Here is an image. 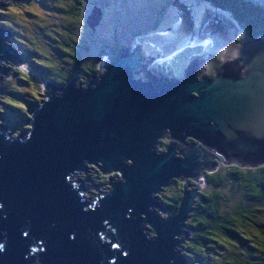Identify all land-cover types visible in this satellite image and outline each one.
I'll return each mask as SVG.
<instances>
[{
	"label": "water",
	"instance_id": "obj_1",
	"mask_svg": "<svg viewBox=\"0 0 264 264\" xmlns=\"http://www.w3.org/2000/svg\"><path fill=\"white\" fill-rule=\"evenodd\" d=\"M173 4L180 19L163 34L138 38L105 74L85 87L79 74L47 86L26 140L0 129V264H183L186 219L205 187L200 175L220 162L264 164V36L241 39L236 21L209 11L196 28L191 5ZM100 11L90 15L92 27ZM185 36L211 38L202 75L198 68L183 81L153 76L147 65L179 50ZM11 53L1 29L0 77ZM88 164L108 178V191L90 180ZM182 178L194 188L184 185L180 205L167 214L155 198Z\"/></svg>",
	"mask_w": 264,
	"mask_h": 264
},
{
	"label": "rangeland",
	"instance_id": "obj_2",
	"mask_svg": "<svg viewBox=\"0 0 264 264\" xmlns=\"http://www.w3.org/2000/svg\"><path fill=\"white\" fill-rule=\"evenodd\" d=\"M69 1L70 8L76 11L70 14L73 15L75 13V17L77 18H73L67 13L69 5L66 4L68 1L65 2L64 0H5L0 4V27H2L0 30L4 29V31L6 30L8 32L7 42L15 48H13L15 57L13 56L12 60L1 63L4 72H2L0 77V88L5 86L7 88V93L0 94V106L3 108V111L0 110V117L2 118L0 119V125L5 122L10 124L11 119L9 118L12 115V120L14 122L11 123L12 126L10 125L8 128L13 133L15 132L14 136L16 138L20 137V135L25 136V134L27 135L29 132L27 127L24 128V122L21 121V110L24 109V116H26V118L29 117V113L31 114L33 110L39 106L36 107V104L45 101L44 95L46 94L47 86L54 85L48 76L53 79H56L57 75L60 79L66 77L69 73V67L79 61L84 53L85 55L82 58L83 65L89 69L91 61L96 58L95 56L107 50V44H114L115 40L124 42V44H128V42L132 41V31H127L128 28H140L143 33L140 36L142 39L154 34H163V32H166L177 22L180 18V15L179 17H177V15L181 13V9H178L176 5L173 4L174 0H172L169 5L171 12L167 11V14L160 19L162 23L157 30L149 31L156 12L148 16L146 13L145 16H142V14L144 13L143 9L150 5L153 0H86L84 8L86 12H83L82 16L84 19L79 17L80 12L78 9L81 8L79 6L82 0ZM180 1L187 4L186 1ZM92 2L98 5L94 6ZM190 3L193 9V18L196 20V24L200 26V20L205 11L199 10L193 2ZM152 4L154 3L152 2ZM96 7L101 10L100 14H102L101 19L97 23H95L97 15L90 18V23H95V26L92 27L88 23V20L90 14H92L90 11L96 10ZM61 11H66V14L62 15ZM208 11L210 12L213 10L208 7ZM214 13L221 14L217 11ZM66 15H68L69 18H67ZM223 16L232 20L227 15ZM217 21L216 19L212 20L214 23H217ZM207 22L204 23L207 25L209 24V22ZM158 24H160V22ZM97 39L99 41L97 43L94 42V40L96 41ZM84 41L90 43L88 49L83 47ZM211 42L210 40L208 44L202 43L204 47H202V45L196 47L195 45L193 46L195 48L187 46V48L185 47L177 50L172 53L173 55L176 54L174 58H172L171 55H169L171 53H169L162 58L163 61L159 64H171L169 72L177 75V78H179L182 70L186 68V64H189L188 62L191 61V59L193 62L199 60L202 54H204L206 47L211 45ZM131 43L133 45H130L134 46V40ZM107 51H109V48ZM104 55L105 56L102 57L99 62V70L104 68L105 64L109 61L108 52ZM67 64H70V66L66 69H62L63 66ZM14 66H21V72L14 73ZM179 66L181 67V73L177 74L179 72ZM46 67L50 68V74H48L49 71ZM102 73L105 74L106 70H103ZM77 74L80 76L77 80V84L81 86L86 85L85 83L88 77L91 78V76L87 77L82 72H78ZM25 104L28 106L25 107ZM29 121L32 122L27 118L25 123ZM162 140H169V133L165 135ZM160 146L163 145L161 144ZM158 149H160V147ZM224 164L225 163L222 162V166H224ZM89 167L95 168L96 172L100 173L99 176H96L94 173L89 176L94 181V185L102 191H108L110 189V183L105 174L100 172L94 164H88V168ZM183 179L184 178L181 179L182 185L178 186L184 187L185 185L188 189H191L187 183H184ZM172 185L165 187L161 195L163 194L165 196L167 192H170L173 189ZM205 188L206 186L204 189ZM84 195H86L87 198H95L96 194L93 190H87ZM155 200L161 204V208L163 207L162 209L166 212L164 209L166 208L164 197H156ZM144 229L148 231L147 233L151 238L155 237V232L149 223H144ZM186 233L188 234V238L192 234L191 232ZM181 252L182 250L180 249V253ZM182 257L184 259V264L186 259L183 255Z\"/></svg>",
	"mask_w": 264,
	"mask_h": 264
},
{
	"label": "trees",
	"instance_id": "obj_3",
	"mask_svg": "<svg viewBox=\"0 0 264 264\" xmlns=\"http://www.w3.org/2000/svg\"><path fill=\"white\" fill-rule=\"evenodd\" d=\"M3 1L5 0H2L1 4ZM64 1H68V3L66 2V4L69 5V7L67 6L69 8L67 10L68 14L76 12L74 9L70 8L69 0ZM85 1L86 0L81 1L79 6L81 8H78L80 13L77 12L82 19H84V17H82L83 12H86L84 9L86 5ZM171 1L172 0H153L150 5L143 9L144 13L142 16H145V13L148 16L150 14L153 15L154 12H156L153 24L149 31L157 30L162 23L160 19L167 14V11L171 12L169 7ZM183 1H186V3L189 2V5H191L190 2H193L199 10L206 11V7H209L213 12L217 11L221 13L220 15L229 16L238 24L241 30V39L264 36V0ZM152 2L154 4H152ZM92 3L94 6L98 5L95 4V2ZM61 12L62 15L66 14V11ZM91 12H93V10L90 11V13ZM66 16L69 18L68 15ZM71 16L77 18L75 17V13ZM177 17H179V13ZM204 19L205 17L200 21L201 24ZM159 22L160 24H158ZM130 30L132 31L131 36L133 37L132 41L134 40V42H136V40L143 34L140 28L127 29V31ZM6 35L8 37L7 31ZM98 41V39L96 41L94 40L96 43ZM131 42L124 44V42L115 40V45L107 44L106 49L108 50L109 48V51H103L95 56L96 58L91 61L89 69L83 65L82 58L85 55L84 51V55H82L80 60L75 64L71 66L70 64L63 66L62 69H66L70 66L68 69L69 73L66 77L60 79L57 75L56 79H53L50 76H48V78L52 80L55 86H65L78 72L84 73L87 77L93 76L99 72V62L102 57L105 56V53L108 52V56L118 59L123 53L124 48L127 45L132 44ZM12 47L14 48V46ZM83 47L88 49L90 43L84 41ZM11 54L15 57L13 52ZM46 68L49 71L48 74H50V68ZM21 69L22 68L19 66L13 67V70H15L14 73H20ZM88 80L85 84L88 83ZM48 93L49 91L47 90L45 95ZM56 93L60 94V92ZM41 103L42 101L37 103L36 107L38 105L41 106ZM27 106L28 105L25 104V107ZM0 110L3 111L1 106ZM35 110H33V112H35ZM33 112L31 114L29 113V117H27L31 121ZM24 113V109L21 110V121L24 122V128L27 127L30 132L32 125L30 121L25 123L27 118L24 116ZM9 119H11V123L14 122L12 120V115ZM11 123H2L0 129L7 135L14 136L15 132L13 133L8 128ZM29 134L27 136L20 135L22 136L21 139L26 140ZM188 141L192 143L194 142L193 139ZM161 144L163 146H160L159 151L162 153L166 149L168 140L161 139ZM86 170L88 171L89 176H91L92 173L96 176L100 175V173L96 172L95 168L87 167ZM90 180L93 182L91 177ZM204 181L206 183V188L199 192L193 210L188 214L186 219L184 230L185 232H191L192 234L186 242H181V253L186 259L184 264H264V164L261 166L248 167L237 164H224V166H222V164L219 163V166L216 169L212 171H204ZM190 183L195 184L193 180H190ZM172 184L173 189L170 192H167L165 196L163 194L161 195L164 188H162L160 193H158V196H156L157 198L164 197L166 206L164 209L167 214L175 213L184 194V187L178 186L182 185L180 179L173 180Z\"/></svg>",
	"mask_w": 264,
	"mask_h": 264
},
{
	"label": "flooded vegetation",
	"instance_id": "obj_4",
	"mask_svg": "<svg viewBox=\"0 0 264 264\" xmlns=\"http://www.w3.org/2000/svg\"><path fill=\"white\" fill-rule=\"evenodd\" d=\"M208 12V9L204 12V14H203V17L205 16V14ZM211 13H214L213 11H210ZM202 17V18H203ZM202 20V19H201ZM200 20V21H201ZM200 26H201V22H200ZM131 45H133V44H131ZM130 44L129 45H127L125 48H124V50H123V52L129 47V46H131ZM137 45V40H136V42H135V44H134V46H136ZM176 56V54L172 57V58H174ZM108 59L110 60V61H115L116 59L115 58H113V57H111V56H108ZM154 60V62L153 63H150V64H148L147 65V69L149 70V72L153 75V76H155V77H157V78H168V79H172V78H176V79H179L180 81H183L184 79H185V73H186V71L187 70H192L193 71V69H198L199 68V73H198V75H202V73H203V67H202V65H201V63H200V59L199 60H197V61H194L193 62V60L191 59V61H189L188 63L189 64H186L187 66H186V68L185 69H183L182 70V73H181V67L179 68V72L177 73V74H180L181 73V75L179 76V78H177V75H175V74H173V73H171V72H169L170 70H169V68H170V65L171 64H159L160 62H161V58H154L153 59ZM103 70H106V72H108L109 71V67L107 66V64H105V66H104V68L103 69H101V70H99V72L98 73H100V75H103V73H102V71ZM163 70H164V72H163ZM129 76L131 77V78H133V79H136V80H140L141 82H146V81H148V79H147V77H146V75L145 74H142V73H133L132 71L130 72V74H129ZM199 77V76H198ZM190 139H192L191 137H189L188 138V140H190ZM195 143H196V140H193ZM193 142V143H194ZM194 143V144H195Z\"/></svg>",
	"mask_w": 264,
	"mask_h": 264
},
{
	"label": "bare ground",
	"instance_id": "obj_5",
	"mask_svg": "<svg viewBox=\"0 0 264 264\" xmlns=\"http://www.w3.org/2000/svg\"><path fill=\"white\" fill-rule=\"evenodd\" d=\"M184 41L177 47V49H183V48H187V46H192L193 44H197L198 42H196V41H193V38H190V37H188V36H185L184 37ZM211 40V38H209V37H206L204 40H202V43L203 44H208V41H210ZM163 41L164 42H166V39H163ZM211 44H212V42H211ZM210 45H208L207 47H209ZM166 46H165V44L163 45V49L165 48ZM168 47V46H167ZM166 47V48H167ZM14 51V49H13V47L11 46V52H13ZM172 54V53H171ZM170 55V54H169ZM156 199V198H155Z\"/></svg>",
	"mask_w": 264,
	"mask_h": 264
},
{
	"label": "clouds",
	"instance_id": "obj_6",
	"mask_svg": "<svg viewBox=\"0 0 264 264\" xmlns=\"http://www.w3.org/2000/svg\"><path fill=\"white\" fill-rule=\"evenodd\" d=\"M207 9H208V7H206ZM178 21V20H177ZM196 28H200V26H198V25H196ZM167 32V31H166ZM204 40V39H203ZM193 41H195L194 39H193ZM198 43L197 44H193L192 45V48H195V47H193V46H195L196 45V47H200L201 45H202V47H204V45L202 44V40H199V41H197ZM161 61H163V59L161 58ZM21 67V66H20ZM173 79H176V78H172V79H170V80H173ZM177 80H179V79H177ZM47 97V95H45V98ZM38 107H40V106H38ZM37 107V108H38ZM5 135H6V133H4ZM25 136H26V134H25ZM12 137V139H14L15 138V136H11ZM20 138H22V136H20ZM25 138V137H24ZM27 139V138H26ZM193 139V138H192ZM193 140H195V139H193ZM188 142H190V141H188ZM190 143H192V142H190ZM195 143V142H194ZM194 143H192V144H194ZM220 164H222V162H220ZM219 166V165H218ZM88 167V166H87ZM199 180H201V181H203V182H205L204 181V172L200 175V178H199ZM94 182V181H93ZM184 183H187L190 187H191V189H193L194 187V185L195 184H192V183H190V181H184ZM205 186H206V183H205ZM190 189V190H191ZM204 189V188H203ZM199 196V195H198Z\"/></svg>",
	"mask_w": 264,
	"mask_h": 264
}]
</instances>
